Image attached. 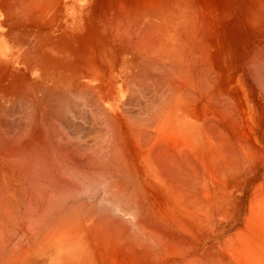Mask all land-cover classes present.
<instances>
[{
  "label": "bare ground",
  "instance_id": "1",
  "mask_svg": "<svg viewBox=\"0 0 264 264\" xmlns=\"http://www.w3.org/2000/svg\"><path fill=\"white\" fill-rule=\"evenodd\" d=\"M31 1L0 0L3 17H28ZM254 1L264 18V0ZM203 3L116 2L94 22V51L80 50L79 66L44 54L33 65L44 76L0 86V119L18 101L34 118L21 145L8 150L0 137L14 162H0V264H264V115L250 116L256 99L221 64L231 61L214 41L222 14ZM64 88L111 121L104 167L61 152L44 129ZM143 89L159 102L133 126L122 108Z\"/></svg>",
  "mask_w": 264,
  "mask_h": 264
},
{
  "label": "rangeland",
  "instance_id": "2",
  "mask_svg": "<svg viewBox=\"0 0 264 264\" xmlns=\"http://www.w3.org/2000/svg\"><path fill=\"white\" fill-rule=\"evenodd\" d=\"M120 1L123 0H37L34 3L32 1L29 3V9L26 10L28 17L22 14L11 19L3 17L2 7L0 6V27H3V29L0 28V86H5L6 81L21 82L31 76L34 77V74L44 76L45 74L42 72H34L33 66L40 61L41 57L43 58L44 54L53 57L56 62L61 64L72 62L79 66L80 50L84 51V56L88 57L94 51L95 45L92 34L94 22L102 23L104 14H109L107 11L110 9L111 12L112 5ZM199 1L203 3V0ZM206 2L211 3V0H206ZM254 2L253 0H213V4H211L215 6L214 8L209 5V8L206 7L207 4L204 6L214 14L216 12L222 14L221 17L216 16L214 19L216 22V24L213 23L214 41L216 47L219 42H223V45L229 51L231 61L228 60V63L222 61L221 64L224 67H229L232 80L238 79L239 84H241V92H251L256 99L255 103L251 102L249 104L250 116L254 114L263 117L264 57L261 56L263 59H260V55L264 54V18L259 19L257 17L261 14L260 9L262 6L261 8L257 7L259 5L256 2L254 4ZM258 8L259 10H256ZM213 9L216 11H213ZM256 11H259V14ZM225 12L226 15H223ZM91 14L95 16L93 19H91ZM259 16L261 17V15ZM9 24L13 25L15 34H8L4 30V26L8 27ZM3 34L6 35V38ZM11 85L13 86V84ZM234 86L236 87V85ZM63 91L69 92L67 94L68 99L63 101L64 104L60 102L57 106L58 109L54 108L55 113H52L49 109L45 110L42 121L44 129L48 132L49 138L58 140V149L63 150V153L65 152L64 146L65 149L71 150V154L72 149H74L73 154H81V157H84V155L85 157L91 156L90 160L93 157L92 162L98 160V163L102 165L101 167H104L106 161L100 163L101 154H103L101 150L103 144L105 145L103 147H106V142L111 140L109 134L112 130L110 129L111 121L104 116L101 109L94 102L82 99L81 96H77L78 98L73 96L74 90L72 88H64ZM86 95L88 96V94L83 96ZM75 98H81L82 100ZM16 100L18 101V99ZM155 101L156 99L148 90L143 89L134 92L131 98L124 101L127 103L125 109L122 108L124 119H128L133 126H138V124L139 126H145L155 111L153 108L156 109V104L159 102L156 101L155 104ZM117 106L120 105L117 104ZM139 107L141 109L146 108L148 112H151L152 109L153 113L147 112L146 114L143 110H138ZM147 109H150V111ZM4 111L2 115L4 120H2V117L0 119L1 130H3L0 137L3 134V139L9 147L8 150H10L11 147H16L19 143L21 145L28 136L32 135L34 118L31 107L22 103V101L9 103ZM255 116L254 118H256ZM117 117L121 120L120 114H117ZM38 120H40L39 116ZM101 120L105 121L102 122ZM107 120L110 122L109 125ZM106 125L109 126L108 133L106 132V128H108ZM103 130L108 134L110 140L104 136L105 132ZM5 142L0 141V148H6L5 144L2 145ZM8 150H5V152L4 149H0L2 151V154L0 152V162H8L7 159H4L9 157L10 151ZM69 150L66 154L70 153ZM10 157L8 163L13 162L12 158L10 161ZM95 157L97 160L94 159ZM28 177L30 176L28 175ZM97 189L94 192L91 189V194L94 195L99 190L103 191L100 187ZM54 256L36 257L30 264H56Z\"/></svg>",
  "mask_w": 264,
  "mask_h": 264
}]
</instances>
